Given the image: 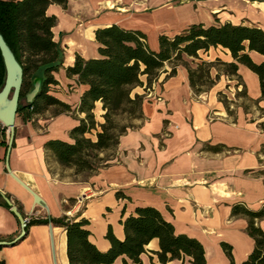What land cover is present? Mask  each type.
Returning <instances> with one entry per match:
<instances>
[{"label": "crops", "instance_id": "obj_1", "mask_svg": "<svg viewBox=\"0 0 264 264\" xmlns=\"http://www.w3.org/2000/svg\"><path fill=\"white\" fill-rule=\"evenodd\" d=\"M47 14L57 17L54 41L63 50L62 66L52 73L57 84L50 86L49 94L71 106L72 112L56 115L46 124L36 121L35 115L16 121L9 165L48 209L35 205L32 194L8 173L7 146L1 144L0 192L21 206L24 217L88 220L90 241L101 251L110 248L106 238L110 228L122 241L125 219L135 216L137 208L152 207L173 224L176 234L204 246L207 264L231 263L223 244L232 247L234 263L243 264L255 242L247 233L248 218L233 216V207L264 208V98L258 75L248 67L239 64L238 78L233 79L212 68L211 77L220 72L219 80L197 95L185 66H178L170 77L171 66L166 65L154 97L143 101L138 126L120 137L113 161L88 179L60 166L46 144L51 140L74 143L71 131L85 117L78 109L88 87L78 84L76 76L68 77L66 70L74 66L77 56L86 60L100 56L97 30L117 25L141 31L157 52L160 36L172 38L192 25L231 23L264 31V0H69L66 7L50 5ZM249 55L256 64L264 62L257 52ZM199 57L208 63L234 62L230 51L221 47L201 51ZM185 61L193 66V61L199 62L191 57ZM141 80L144 85L133 92L144 95L147 77ZM244 86L247 97L237 98ZM221 94L234 97L229 98V109ZM96 107L102 109V104ZM2 127L0 143L7 144L8 132ZM258 224L264 231V218ZM20 233L21 224L11 208L0 205V238L13 241ZM159 250L154 239L141 256L143 263L151 264L152 257L159 264L152 253ZM2 261L69 264L66 231L52 223L28 227L24 239L3 247ZM114 264H122V258Z\"/></svg>", "mask_w": 264, "mask_h": 264}, {"label": "trees", "instance_id": "obj_2", "mask_svg": "<svg viewBox=\"0 0 264 264\" xmlns=\"http://www.w3.org/2000/svg\"><path fill=\"white\" fill-rule=\"evenodd\" d=\"M68 1L0 0V32L24 71L20 103L32 91L33 78L38 76L40 69L43 70L42 91L32 104H19L17 116L21 118L40 115L52 106L62 109L56 115L72 112L71 106L49 94L50 86L57 84L52 73L59 71L62 66L63 50L54 41L53 28L57 25V17L48 15L47 10L52 4L66 7ZM95 35L100 45V56L89 60L77 56L74 66L66 70L68 77L76 76L78 84L88 87L81 97L78 109L85 117L71 131L74 143L51 140L46 144V149L54 155L59 165L74 169L76 174L97 170L92 164V159L97 157L95 153L117 147L120 137L127 133V129L119 135L114 132L115 117L127 115L138 120L143 118L145 95L135 94L133 91L144 85L141 80L143 76L147 77L146 89L158 82L166 65L171 66L170 77L177 73L178 66H185L190 85L197 95L219 80L220 72L215 79L211 77L212 68L221 69L225 76L233 79L238 78V65H244L258 75L264 98V62L256 64L249 55L250 52H257L264 56V31L258 27L231 23L208 27L203 24L192 25L172 38L160 36L157 52L150 49L147 36L141 31L125 30L112 25L97 30ZM218 47L229 50L234 62L216 60L208 63L199 57V52H208L211 48ZM186 57L198 59L199 62L193 61V66L185 61ZM5 78L6 70L0 53V90ZM236 96L247 97L245 86ZM224 97L225 95H220L221 101L229 109L230 101H226ZM98 102L102 104L106 122L101 125L102 131L97 133L96 141H92L87 135L96 127L94 111ZM0 144L7 146L6 142ZM6 196L11 199L9 195ZM0 205L10 208L1 192ZM15 206L22 212L17 202ZM232 214L248 218L247 233L255 242L253 252L243 264H264V231L258 224L264 218V208L252 211L238 204L233 207ZM49 223L63 227L66 231L69 264H114L119 258H122V264H144L141 256L147 253V246L154 239L159 241L160 250L152 253L157 256L159 264L173 261H179L180 264H207L204 246L197 239L176 234L173 224L167 222L152 207L137 208L135 216L125 219L124 240H118L110 228L106 236L110 242L107 251L99 250L90 241V222L86 219L76 221L68 216L60 219L33 218L28 227ZM0 241L6 240L0 238ZM223 248L231 258L230 264H235L231 255L232 247L223 244ZM2 249L0 246V251ZM151 264H156L152 257Z\"/></svg>", "mask_w": 264, "mask_h": 264}, {"label": "water", "instance_id": "obj_3", "mask_svg": "<svg viewBox=\"0 0 264 264\" xmlns=\"http://www.w3.org/2000/svg\"><path fill=\"white\" fill-rule=\"evenodd\" d=\"M0 53L4 61L6 70V78L2 89L0 90V124L8 130V142L6 148V167L8 173L21 184L34 198L35 205L45 208L47 205L45 201L34 192L28 185L22 182L17 176H15L9 165L10 154L15 141L16 133V118L18 114V108L20 104L21 91L24 83V71L22 65L17 60L14 52L7 44L3 35L0 32ZM44 79L40 76H36L32 80L33 89L26 95L27 104H32L42 91ZM5 203L11 208V211L18 218L21 224V233L19 236L11 241H0V246H11L24 239L27 235V222L24 216L17 209L14 202L3 194Z\"/></svg>", "mask_w": 264, "mask_h": 264}, {"label": "rangeland", "instance_id": "obj_4", "mask_svg": "<svg viewBox=\"0 0 264 264\" xmlns=\"http://www.w3.org/2000/svg\"><path fill=\"white\" fill-rule=\"evenodd\" d=\"M38 76H43V70L40 69L37 73ZM30 76H28L27 80L29 81ZM237 90V89H236ZM235 89L232 90L233 93L239 91H236ZM145 91V90H144ZM229 98H234L233 96L229 97L228 95H225L224 99L227 101H229ZM241 102V101H239ZM21 105L26 106L27 102L26 99L22 100ZM62 111V109L60 107H48L47 109H45L40 115H35L34 119L36 121L41 120L43 121L44 124H46L52 117H54L57 113H60ZM75 115V112L73 113ZM94 115H95V123H96V127L95 129L89 133L87 135V137L89 139H91L92 141H96L97 139V133L102 131L101 125L104 124L106 121L104 119V111L102 112V109L100 107H96L95 111H94ZM16 121L20 122L21 121V117L17 116ZM138 119L135 118H130L127 115L124 116H120V117H115L114 118V123L113 126L115 125L114 128V132L119 135L124 129H127L128 131L131 130L132 128H135L138 126ZM1 126V125H0ZM4 127H2V131L7 132V129H3ZM116 150L117 147L113 146L103 152H97L95 153L97 155L96 158L92 159V164L94 165L95 168H98L95 171H85L82 172L80 174H76V175H80L82 178H86L88 179L90 176H92L93 174H95L97 171H99L100 169L104 168L105 166H107L108 164L111 163V161H113L115 155H116ZM61 175H65L64 173H61Z\"/></svg>", "mask_w": 264, "mask_h": 264}, {"label": "built area", "instance_id": "obj_5", "mask_svg": "<svg viewBox=\"0 0 264 264\" xmlns=\"http://www.w3.org/2000/svg\"><path fill=\"white\" fill-rule=\"evenodd\" d=\"M156 84H157V82H154L150 88H147L146 89V87H145V94H144L145 95V98H152V97H154L153 92H154V89L156 87ZM155 98L158 101H161L162 100L161 97H155ZM24 218H25V221L27 222V226H28L30 220L33 219L34 217L31 216V217H24ZM38 218L39 217L35 215V218L34 219H38Z\"/></svg>", "mask_w": 264, "mask_h": 264}]
</instances>
